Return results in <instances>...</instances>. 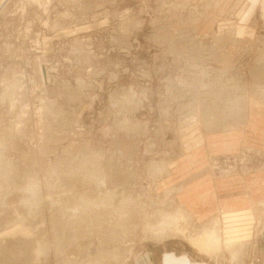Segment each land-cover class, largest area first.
<instances>
[{
    "label": "rangeland",
    "instance_id": "rangeland-1",
    "mask_svg": "<svg viewBox=\"0 0 264 264\" xmlns=\"http://www.w3.org/2000/svg\"><path fill=\"white\" fill-rule=\"evenodd\" d=\"M256 2L0 0V264H264Z\"/></svg>",
    "mask_w": 264,
    "mask_h": 264
},
{
    "label": "bare ground",
    "instance_id": "bare-ground-1",
    "mask_svg": "<svg viewBox=\"0 0 264 264\" xmlns=\"http://www.w3.org/2000/svg\"><path fill=\"white\" fill-rule=\"evenodd\" d=\"M262 53L264 54V52H262ZM261 89H262V88L257 87L254 91L257 92L260 96H264V89H262V90H261ZM239 102H240V104H242V103H243V98H241ZM233 105H234V104H233ZM231 113H232V112H231ZM92 161H93V160H92ZM94 162H96V164H97V162H99V160L97 159V160L94 161ZM162 162L164 163L165 161H162ZM162 162L159 161V162H157V163L160 164V163H162ZM154 164H155V163H154ZM164 164H165V163H164ZM164 164H162V165H164ZM152 165H153V164H152ZM96 166H98V164H97ZM99 166H100V165H99ZM99 166H98V167H99ZM156 166H157V165H156ZM164 166H165V165H164ZM164 166H163V167H164ZM98 167H94V169L97 170ZM164 168H165V167H164ZM149 169H150V168H149ZM151 169H153V168H151ZM160 169H162V167H158V170H160ZM99 170H101V169L98 168V172H96V171L94 172V170H93L91 173H87L88 175H86V176H89V177L92 179L93 177H96V176H97V173H99V174H98L99 177H96V178L99 179L101 176H103V175H101V173L103 174V172L101 171V173H100ZM151 172H152V171H151ZM159 172H160V171H159ZM152 173H156V170H155V172H152ZM164 173H165V172H164ZM95 174H96V176H94ZM104 176H105V175H104ZM110 176H111V175H110ZM96 178H93V179H95V180H94L95 185H97V184H96ZM101 178H102V177H101ZM93 179H92V180H93ZM101 180H103V178H102ZM101 182H102V181H101ZM97 183L99 184V181H98ZM103 183H104V182H103ZM103 183H102V186L104 185ZM97 188H98V187H97ZM97 188H95V189L97 190ZM103 188H104V187H103ZM106 188H107V187H106ZM104 189H105V188H104ZM101 190H102V188H101ZM108 190H109V189H108ZM104 191H105V193H107V192H106V191H107L106 189H105ZM110 191H112V190H110ZM108 192H109V191H108ZM113 192H115V191H113ZM98 193L101 194L100 191H99ZM111 193H112V192H111ZM115 194H116V192H115ZM102 195H103V193H102ZM102 195H98V196H100V197L103 198V199H106V198H107L108 200L110 199V197H109L110 194H108V195H109L108 197H107V194H106V197H105V198L103 197L104 195H103V196H102ZM112 195H113V194H111V197H112ZM116 196H117V195H116ZM100 197H99V198H100ZM117 197H120V196H117ZM124 197H125V196H123V199H124ZM112 198H113V197H112ZM37 199H39V198H37ZM97 199H98V198H97ZM97 199H96V200H97ZM103 199H101V200L99 199V200H98L99 202H98V201L96 202L95 199H92V198H86L84 194H81V196H80L79 199L76 201V203H74V204L72 203V204H71V203L68 202V204H71V205H72V206H70V209L72 210V213H73V214L71 213L72 216L74 215L73 217L76 216V217L79 219V216H80V215H82V214H86L87 211H88V212H91L92 210H94V208H95L96 211H98V209H96V207H98L97 205L100 204V202H101V203L103 202V201H102ZM123 199H122V197H121V200H122V201H117V204L114 202L115 199L113 200V202L116 204L117 210H118V207H119L118 214H119V212H121L120 210L123 208V205H124V204H125V205H124V208H125V209H126V207H127V208L129 207L128 204H130V203H127V206H126V203H125V202H126V200H127V201L130 200V198L128 199V197H127V199H126V197H125L126 200H125V199L123 200ZM108 200H106V201H108ZM119 200H120V199H119ZM104 201H105V200H104ZM109 201H110V200H109ZM115 201H116V200H115ZM124 201H125V202H124ZM118 202H120V203L122 202L123 205H122V203L120 204V203H118ZM61 203H62L61 206H62V205L64 206V205L66 204L65 201H63V200L61 201ZM64 203H65V204H64ZM114 203H113V204H114ZM102 204H106V203L103 202ZM108 204H109V203H108ZM111 204H112V200H111ZM115 204H114V206H115ZM119 204L121 205L122 208L120 207ZM118 205H119V206H118ZM131 205H132V204H131ZM131 205H130V206H131ZM63 206H62V208H65V207H63ZM105 206H106V205H105ZM107 206L111 207V205H107ZM66 207H67V206H66ZM112 207H113V206H112ZM116 207H115V208H116ZM68 208H69V205H68ZM98 208H99V207H98ZM115 208H113L112 210H114ZM120 208H121V209H120ZM124 208H123V209H124ZM100 209H102V208H100ZM103 209H104V208H103ZM106 209H107V207H106ZM108 209H109V211H110L111 208H108ZM108 209H107V210H108ZM129 209H130V208H129ZM65 210H66V209H65ZM112 210H111L110 212H113ZM117 210H116V209L114 210V211H115V212H114L115 214H116ZM60 211H61V214H63V212H62L63 210H60ZM69 211H70V210H69ZM69 211L67 210V212H69ZM100 211H102V210H100ZM124 211H125V210H123V214H127V213L130 212V211L128 212L127 209H126L127 213L124 212ZM102 212H103V211H102ZM102 212H101V213H102ZM104 212H106V211H104ZM101 213H100V214H101ZM64 214H65V212H64ZM91 214H92V213H91ZM98 214H99V213H98ZM106 214L110 215V213H109L108 211L106 212ZM115 214H114V215H115ZM118 214H117V217L115 216V218H116L115 220H116V221H117V218L119 217ZM163 214L166 216L167 213L162 212V216H163ZM68 215H70V214L68 213ZM87 215H88V214H87ZM87 215H85V217H86ZM108 215H106L107 218L109 217ZM127 215H128V214H127ZM127 215H126V216H127ZM91 216H93V214H92ZM94 216H95V214H94ZM104 216H105V215H103L102 218H103ZM106 216L104 217V219H106ZM121 216H122V215H121ZM123 216H124V215H123ZM126 216H124V217H125V218H128V217H126ZM73 217H72V218H73ZM87 217H88V219H89V216H87ZM87 217L85 218V220H87ZM95 217H96V216H95ZM160 217H161V215H160ZM98 218H99V217H97V219H98ZM100 218H101V217H100ZM100 218L98 219V221H99L98 223H101V221H102V220L100 221ZM109 218H110V217H109ZM78 219H77V220H78ZM97 219H96V222H97ZM90 220H91V221H94L93 219H90ZM106 220H107V219H106ZM106 220H105V221H106ZM119 220L122 221V222L119 221V223H121V225H119V223L117 224V222H116V224H115V222H114V224L117 225V226L119 227V229H120L121 226H123V224H125L124 226H126V227L130 224V223H126V222H127L126 219H125V220H126L125 222H124L122 219H119ZM72 221H76V220H72ZM72 221H71V222H72ZM79 221H80V220H79ZM105 221L103 222V224L107 222V221H106V222H105ZM81 222H82V220H81ZM86 222H87V221H86ZM75 223H76V222H75ZM77 223H79V222H77ZM77 223H76V224H77ZM92 223H93V222H92ZM92 223H90L91 225L89 224L90 226H89L88 228L92 227ZM79 224H80V223H79ZM82 224H83V222H82ZM94 224H95V223H94ZM112 224H113V223H112ZM114 224H113L112 226H114ZM126 224H128V225H126ZM85 225H86V224H85ZM85 225H83V226H85ZM87 225H88V224H87ZM130 225H131V224H130ZM81 226H82V225H81ZM95 226H96V224H95ZM104 226L107 227V225H104ZM86 227H87V226H86ZM93 227H94V226H93ZM97 227H98V226H97ZM114 227H116V226H114ZM128 227H129V226H128ZM165 227H166V226H165ZM165 227H164V228H165ZM99 228H100V227H99ZM116 228H117V227H116ZM116 228H115V229H116ZM121 228H122V227H121ZM124 228H125V227H124ZM132 228H133V227H132ZM146 228H147V227H146ZM166 228H167V227H166ZM107 229H108V228H107ZM127 229H128V228H126V230H127ZM159 229H160V227H159ZM86 230H89V229H86ZM116 230H118V228H117ZM120 230H121V229H120ZM123 230H124V229L122 228L121 232H122L124 235H126V234L128 233V230H127V231H123ZM162 230H163V229H162ZM162 230H160V231H157V230H156V232H154L155 236H157V237H158V236H167V235L165 234L166 231H162ZM113 232H114V231H113ZM117 232H118V231H116V233H115L114 235L119 234V233H117ZM119 232H120V231H119ZM202 232H206V235L203 236V240H202V239H201V240H200V239H197L196 241H194V244L199 245V244H201V243L203 244V242H205V241H208L209 238H210V236L212 235V233H214L215 231H213V229H211V228H202ZM122 233H121V236H122ZM164 234H165V235H164ZM218 234H219V233H218ZM117 236H118V235H117ZM118 237L120 238V235H119ZM122 237H124V236H122ZM122 237H121V239H122ZM110 238H112V237H110ZM119 238H118V239H119ZM118 239H117V240H118ZM112 241H113V238H112ZM218 241H219V240H218ZM197 245H194L193 247H198ZM40 246H41V245H40ZM111 250H112V251H110V254H111V255H114L115 253L118 254L117 251H119V250H116V248H115V249H111ZM237 250H238V249H237ZM106 252L109 253V251H106ZM102 253H104V252H102ZM110 254H109V256H108L109 258H110V256H111ZM123 254H124V253H123ZM102 255H103V254H102ZM104 255H105V254H104ZM106 255H107V254H106ZM100 256H101V255H100ZM114 256H115V255H114ZM112 257H113V256H112ZM112 257H111V258H112ZM117 257H119V256H117ZM111 258H110V260H111ZM103 259H104V258H103Z\"/></svg>",
    "mask_w": 264,
    "mask_h": 264
},
{
    "label": "crops",
    "instance_id": "crops-1",
    "mask_svg": "<svg viewBox=\"0 0 264 264\" xmlns=\"http://www.w3.org/2000/svg\"><path fill=\"white\" fill-rule=\"evenodd\" d=\"M252 1V3L253 4H255V2H256V0H251ZM262 1V2H261ZM259 2V3H258ZM260 2H261V5H262V7H261V5H260V7L261 8H259V10H258V14L260 15V17H262V18H264V0H257V2H256V5L257 4H260ZM238 28V27H237ZM237 30V29H236ZM237 32V31H236ZM237 34H240V32L239 33H237ZM248 110H249V108L247 109V111L245 110V115H247V113H248ZM237 133V132H236ZM232 139H234V138H232ZM238 142V144H236V141L235 140H230V143H231V145L229 146V150L231 149V151H237L238 150V147L240 146L239 145V143L241 142V140L240 141H237ZM243 145V144H242ZM247 149V152L249 153L254 147L252 146V145H250V143L249 142H247V141H245L244 142V149ZM190 188L189 187H187V189H186V195L190 192ZM228 211V210H227ZM228 212H231V211H228ZM219 220H220V228H221V219L220 218H218ZM230 227H232L233 228V226H230ZM232 228H231V230L229 229V227L226 229V227H225V230H224V232H225V234H224V240H223V242H226V243H222V244H225V245H231V244H233L234 243V245H236V244H238V245H240V244H242L241 246H242V248H241V252H242V255L241 256H243L244 254H245V246L243 245L244 243L246 244V245H248V243H246V241H244V240H239V235L238 234H236L233 230H232ZM222 232H223V230H222ZM222 232H221V234H222ZM222 238H223V234H222V237L220 238V240H222ZM264 239V238H263ZM237 261L238 262H241V263H238V264H242V258H238L237 259ZM190 264H198L197 262H195V261H190L189 262ZM200 264V263H199Z\"/></svg>",
    "mask_w": 264,
    "mask_h": 264
}]
</instances>
